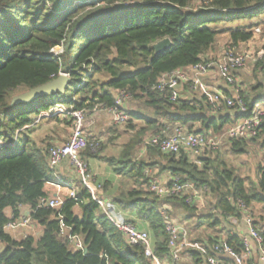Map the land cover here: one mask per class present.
Here are the masks:
<instances>
[{
	"label": "trees",
	"instance_id": "16d2710c",
	"mask_svg": "<svg viewBox=\"0 0 264 264\" xmlns=\"http://www.w3.org/2000/svg\"><path fill=\"white\" fill-rule=\"evenodd\" d=\"M263 16L264 0H0V264H153L145 256L143 245L128 243L100 213L79 179L73 185L76 201L66 198L60 210L35 208L40 197L49 196L46 184L54 182L55 177L48 165L50 146L36 143L25 127L56 105L68 110H90L96 104L112 106L118 90L129 93L132 99L142 98L153 110L154 118L142 117L146 126L133 132L119 157L106 159L117 174L134 183L122 189L114 203L146 222L158 259L167 258L169 264H208L207 257L213 254L217 238L207 240L204 251L185 249L191 263L181 258L173 261L160 211L165 208L174 218L167 205L174 203L186 211H195L196 207L177 196L159 197L150 192L147 184L156 178L143 170L158 165L159 172L171 178L206 186L214 195L212 208L224 219H239L237 199L246 207L253 202L264 204V166L259 165L255 179L247 182L219 158L201 159L203 164L198 167L182 150L164 153L145 144L146 129L156 125L158 118L200 133L202 129H192L194 121L218 131L228 120L226 116H186L184 111L193 108L179 100L171 101V87L159 90L155 85L162 74L197 63L221 32H227L234 45L249 41L254 37V28L264 25ZM164 37L170 38L171 45L154 54L152 44ZM56 46H62L61 53L51 52ZM258 64H264V55ZM60 72L70 78L63 92L10 104L12 91H27L55 79ZM240 95L251 110L255 102ZM61 118L71 126L70 118ZM127 127H132L131 123ZM263 134L264 125L258 137ZM228 140L233 153L243 152L247 145L244 139ZM141 144L157 158L155 162L132 159L133 150ZM99 151L100 147L91 153L88 146L81 156L83 152L97 155ZM21 206H26L30 219L42 227L39 238L28 235L16 239L5 232L6 224L15 219ZM8 207L12 219L4 213ZM201 218L209 226L221 222L212 212ZM61 223L81 236L86 254L69 244L67 235L60 232ZM256 229L264 245V227ZM224 239L236 253L242 251L238 233L227 232Z\"/></svg>",
	"mask_w": 264,
	"mask_h": 264
},
{
	"label": "crops",
	"instance_id": "0c3cea01",
	"mask_svg": "<svg viewBox=\"0 0 264 264\" xmlns=\"http://www.w3.org/2000/svg\"><path fill=\"white\" fill-rule=\"evenodd\" d=\"M264 18V16H263ZM261 29L259 34H254V37L247 42H238L236 47L239 52H249L252 53V57H255L257 52L262 51L264 44V25L256 26ZM227 32H222L221 41L215 42L208 53L204 55L206 58L216 59L220 56L224 44L229 42L227 37ZM264 52V51H263ZM264 55V54H263ZM261 61L257 59H248L246 65L236 71H234L235 84L231 85L225 82L223 76L221 75L218 65L214 66L211 70L207 71L204 75L200 76L201 86L198 82L194 81V77L191 75V72L188 71L190 80L188 82H182L177 84L172 88V94L176 97L175 100H179L180 103L189 105L193 109L185 110L184 113L186 116H200L207 115L211 118H218L221 116H226L228 118L227 123L222 127L221 130L215 131L212 127L206 129L202 127L201 121H194L192 125L193 130H201V133L208 135V137H216L218 139L217 148L212 149L210 147L206 148L203 151V154L197 158H190V161L197 163L198 167L202 166L201 159L206 158H221L222 160L225 157L218 156L221 153L233 154L230 146V141L223 134L226 128L232 122L236 121L239 118V115L236 114L234 109L220 108L217 111H212L206 102V94H210L214 91H220L225 96L234 97L237 96L235 93V87L238 88L239 93L248 96L251 101H254V105L258 104L259 101L264 100V64L260 65L258 62ZM240 93V94H241ZM143 102L142 98L132 99L128 97L125 102H123V108L127 113L130 114V121L125 124H113L111 123V115L106 112V110L99 105H94L90 110L85 109L87 116L91 117L94 120L92 125H84V131L87 135L88 141L98 140L100 142V151L97 155H90L87 152H83L82 157L85 159L89 165V170L93 174L94 179L100 181L104 185V191L100 192V196L103 200L113 203L117 209H119L124 218L131 222L139 230H147L148 225L146 222L140 220L135 213L122 210L116 206L114 203V197H116L122 189L131 188L134 183L133 180L129 178L122 177V175L117 174L114 171V168L106 160L107 157L117 158L120 156L124 145L128 142L133 132L142 127L139 124L144 122L142 117H152L154 118L153 111L149 110L146 112H140L138 106L139 102ZM174 101V100H173ZM181 112L182 111H176ZM128 123H131L132 127H127ZM177 123H167L164 119L158 118L157 124L151 127H148L145 132L144 138H148L153 135V132L166 135L168 134L174 125ZM146 126V124L144 125ZM187 127V126H185ZM26 131L29 136L40 146L42 145H52V144H61L65 142L69 132L71 131L70 126L67 124L65 119L57 116L56 118H42L38 121L32 123L30 126L26 127ZM204 128V129H203ZM262 140V148L258 151V154L264 153V134L257 136L253 141L247 142V144L253 145L256 147V141ZM225 156V155H224ZM132 159L135 160H144L147 163L155 162L157 158H154L151 153L148 152L145 145L142 144L135 148L132 152ZM231 161L234 162L233 157L231 156ZM148 165V164H147ZM158 165L151 166L148 165L143 170L144 173L150 176H154L161 183H167L171 176L166 173H160L158 170ZM59 182L58 188L54 185L46 184V190L49 196L65 197L67 194V187L65 183L74 185L75 181H78V175L75 169L70 165L68 160H63L56 170ZM75 186V185H74ZM202 202H197L193 206L196 207L195 211H186L176 204L172 203L167 205L173 210L175 217L174 221L180 225L182 232L179 233L180 239H187L192 245H195L194 248L200 251H204V245L207 244V240L210 238H217L218 241L225 238L227 232H236L241 237H244L247 234V226L243 219V216H240L237 219L238 223L234 226L232 219L226 217V219H220V224L209 226L201 218L202 215L208 213L204 207V200ZM5 209L8 211L5 213ZM4 213L7 217H12V209L5 208ZM202 209H205L202 211ZM248 209L252 211V214L255 216L253 220L255 222V227L261 229L264 227V204L253 202L248 206ZM19 214L17 217L23 213L27 214L28 209L26 206H21L18 208ZM175 210L179 211L175 213ZM17 219V218H16ZM29 223L25 226H18L14 228H6L5 232L8 233L13 238H23L24 236H32L35 239L39 238L42 233V227L30 226ZM9 230V231H8ZM29 232L30 234H26ZM70 244V243H69ZM251 247L253 250L252 259H256L257 248L255 242L251 241ZM188 249V248H187ZM186 249V250H187ZM214 254V253H213ZM222 261L223 264H234V260L231 256L226 253L216 255ZM181 260L191 263L192 260L187 253L184 251L180 253ZM180 260V259H179ZM174 262H177L173 259ZM173 262V263H174ZM153 264H169L167 258H163L159 263L154 262ZM247 264V263H245Z\"/></svg>",
	"mask_w": 264,
	"mask_h": 264
},
{
	"label": "built area",
	"instance_id": "2783aa9c",
	"mask_svg": "<svg viewBox=\"0 0 264 264\" xmlns=\"http://www.w3.org/2000/svg\"><path fill=\"white\" fill-rule=\"evenodd\" d=\"M261 29L254 28V34H259ZM62 46L54 47L51 52L59 54L62 52ZM252 53L239 52L236 45L230 42L224 44L221 54L216 59L202 57L197 63L185 68H178L171 72L164 73L159 76L155 85L156 89L162 90L168 86L174 88L177 84L188 82L190 76L187 70L191 72L194 81L203 86L200 81V76L204 75L207 71L211 70L214 66L218 65L219 71L223 76L226 83L234 85L235 77L234 71L244 67L248 59H260L263 57L264 52H257L253 58ZM187 69V70H186ZM59 74L68 75L67 73L60 72ZM237 96H225L220 91H214L206 94V102L212 111L224 107L227 109H234L236 114L239 115L236 121L229 124L223 133L227 139H244L246 141L252 140L258 136L261 126L264 125V105L255 104L251 110H248L246 102L242 99L238 88L235 87ZM130 97L129 93L124 90H118L114 94V104L112 106H105L103 104H96L104 108L107 113L111 115V123L125 124L130 119L128 113L123 108V102ZM174 94L170 95V100H175ZM52 116L68 117L71 119V131L69 132L65 142L61 144H52L48 148V165L54 174V182H47L58 188L59 182L56 170L63 160H68L70 165L75 169L79 182L87 189L91 198L98 204L100 213L112 222L120 232H122L126 241L132 245L141 244L144 247V254L146 257L152 259L153 263H159V259L154 255L152 250L151 238L147 230L137 229L131 222L124 218L123 213L115 207L113 203L105 201L100 196L102 184L96 181L93 174L89 170L88 163L81 156L82 151L89 146L91 153L95 152L100 147L98 140L88 141L87 135L84 131V125H92L94 120L87 116L84 109L68 110L63 105H56L49 111H43L37 115L33 121L36 122L42 118ZM27 127V126H26ZM25 127V128H26ZM145 144H150L164 153H177L180 150L184 151L188 158H197L203 154V151L210 147L217 148L218 139L216 137H208V135L200 132L188 131L184 125L176 124L172 130L162 135L155 133L144 141ZM14 143L6 144L12 146ZM67 187V194L65 197L55 196H42L38 199V207L55 208L60 210L66 198L77 200L75 188L73 185L65 183ZM147 189L159 197H172L177 196L186 204L194 205L200 202V194L206 191V186H196L190 181L181 182L179 177H172L169 183H161L156 179H152L147 184ZM237 207L241 210V214L247 226V234L242 237L243 248L240 253H236L230 246L226 244L225 239L218 241L213 247L212 255L207 257L208 264H223L216 255L223 253L231 256L236 264H264V245L259 231L256 229L253 219L250 217L249 212L241 199L236 201ZM19 208V207H18ZM165 224V230L168 234V247L173 253V259L178 261L180 253L189 247H194L187 239H180L179 233L182 228L170 216L168 211L164 208L160 211ZM237 220L235 217H232ZM30 221V212L23 213L6 224V228H14L18 226H25ZM71 228L61 223L60 232L67 235L70 245L78 250L84 251V245L81 236L70 232ZM255 242L257 248L256 259H252L253 250L251 241ZM3 243L0 241V252Z\"/></svg>",
	"mask_w": 264,
	"mask_h": 264
},
{
	"label": "rangeland",
	"instance_id": "374dc122",
	"mask_svg": "<svg viewBox=\"0 0 264 264\" xmlns=\"http://www.w3.org/2000/svg\"><path fill=\"white\" fill-rule=\"evenodd\" d=\"M255 21L256 20H253V22H255ZM221 33H219L216 36V41L215 42L221 41V39H222ZM227 37H228V34H227ZM21 92H23L22 88H18L16 90L12 91L11 95H12V97H14V96L20 94ZM258 104L264 105V100L259 101ZM138 106L140 108L139 109L140 112H146V111H149V110L153 111L149 106H147L146 104L142 103L141 101L139 102ZM48 118H50V117H48ZM139 125L140 126H144L145 123L141 122ZM70 128H71V126H70ZM253 140L254 139L249 140L247 142H250V141H253ZM262 142H263L262 140L258 139L256 141V147L253 146V145L247 144L245 146V148H244V151L243 152H239V153H233V154L225 153V154H223V153L220 152V154L218 156H220L222 158L225 157V158L223 160L221 158H219V159L224 161L228 166L233 167L234 170H235L234 174L236 176H239V177L243 178L245 181L248 182L249 180L255 179V177L257 176L259 165H263L264 166V153L258 154L259 153L258 151L263 147L261 145ZM231 156L233 157L234 162L231 161ZM200 197L202 199H205L204 200V207H206L205 209L208 210L207 212H212L217 218L224 219L221 216V214L219 213V211H217V210L212 208V203L214 202V195L211 194V192L208 190L207 187H206V191L201 192ZM200 201L202 202L203 200H200ZM246 208H247V210L249 212L250 217L253 219V217H255V216L252 214V211L250 209H248V207H246ZM205 209H202V211L205 210ZM7 211H8V209H5V213ZM177 212H179V211L175 210V213H177ZM241 216H242V214H241ZM230 218L232 219V222L234 223V226H235L238 223V221L234 220L232 217H230ZM253 223L255 225L254 220H253ZM31 225H33V226L35 225L37 227H40L39 224L36 221H34V220H32L30 222V226ZM26 234H30V233L27 232ZM17 239H20V238L18 237Z\"/></svg>",
	"mask_w": 264,
	"mask_h": 264
},
{
	"label": "water",
	"instance_id": "95a60500",
	"mask_svg": "<svg viewBox=\"0 0 264 264\" xmlns=\"http://www.w3.org/2000/svg\"><path fill=\"white\" fill-rule=\"evenodd\" d=\"M170 45H171V40L168 37H164L160 40H157L155 43L152 44L154 54L160 53ZM69 80L70 78L67 75L59 74L58 77L47 83L31 88L27 91L21 92L20 94L12 97L10 104L12 105L16 103L31 102L40 96L49 95L56 91L63 92ZM83 252L84 254H86L87 249L84 248Z\"/></svg>",
	"mask_w": 264,
	"mask_h": 264
},
{
	"label": "bare ground",
	"instance_id": "6f19581e",
	"mask_svg": "<svg viewBox=\"0 0 264 264\" xmlns=\"http://www.w3.org/2000/svg\"><path fill=\"white\" fill-rule=\"evenodd\" d=\"M89 166V165H88ZM159 261H160V259H159ZM247 264H249V262H246ZM234 264H236L235 262H234Z\"/></svg>",
	"mask_w": 264,
	"mask_h": 264
},
{
	"label": "clouds",
	"instance_id": "9594fccd",
	"mask_svg": "<svg viewBox=\"0 0 264 264\" xmlns=\"http://www.w3.org/2000/svg\"><path fill=\"white\" fill-rule=\"evenodd\" d=\"M11 219L13 218V216L12 217H10ZM17 218V216L15 217V219ZM14 220V219H13Z\"/></svg>",
	"mask_w": 264,
	"mask_h": 264
}]
</instances>
